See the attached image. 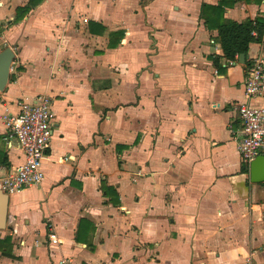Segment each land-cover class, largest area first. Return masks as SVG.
<instances>
[{
	"label": "crops",
	"instance_id": "1",
	"mask_svg": "<svg viewBox=\"0 0 264 264\" xmlns=\"http://www.w3.org/2000/svg\"><path fill=\"white\" fill-rule=\"evenodd\" d=\"M28 1L0 0V51H15L0 111L47 93L55 118L44 179L9 194L0 264H264V181L238 147L264 40L227 64L200 16L219 0H40L16 20ZM261 14L241 0L224 16ZM6 133L0 120L1 175L24 160Z\"/></svg>",
	"mask_w": 264,
	"mask_h": 264
},
{
	"label": "built area",
	"instance_id": "2",
	"mask_svg": "<svg viewBox=\"0 0 264 264\" xmlns=\"http://www.w3.org/2000/svg\"><path fill=\"white\" fill-rule=\"evenodd\" d=\"M225 62L233 65L237 60L225 58ZM244 87L247 97L263 99L259 104L245 101L238 105L242 121L238 147L242 160L249 163L257 155L264 154V52L250 60ZM51 101L49 94L39 93L31 99L19 100V109L15 113L8 112L7 109L0 111V120L7 128L6 138L16 140L24 154L22 163L12 170L6 169L3 175L0 174V189L8 194L40 185L44 179L42 160L53 135L55 118ZM1 169H5V166L0 165V171ZM47 239L51 245L61 243L60 236L52 225H48ZM61 263L69 264L66 258H62ZM244 264L251 262L247 260Z\"/></svg>",
	"mask_w": 264,
	"mask_h": 264
},
{
	"label": "trees",
	"instance_id": "3",
	"mask_svg": "<svg viewBox=\"0 0 264 264\" xmlns=\"http://www.w3.org/2000/svg\"><path fill=\"white\" fill-rule=\"evenodd\" d=\"M40 0H29L27 5L19 7L16 12V20L22 19ZM241 0H219L218 4L211 5L203 2L200 16L205 20L208 28L216 29L218 36L216 40L221 43L224 58H235L240 54H247L251 42L263 41L264 35V15H258L254 19H246L237 22L225 18L226 7H232ZM246 2H261L262 0H244ZM117 35L118 41L123 35V31L112 33ZM214 63L220 66L219 56H211ZM247 169V165H244ZM0 254L13 257V241L11 235H0Z\"/></svg>",
	"mask_w": 264,
	"mask_h": 264
},
{
	"label": "water",
	"instance_id": "4",
	"mask_svg": "<svg viewBox=\"0 0 264 264\" xmlns=\"http://www.w3.org/2000/svg\"><path fill=\"white\" fill-rule=\"evenodd\" d=\"M15 52L12 47H5L0 51V90L4 89L9 79L10 68ZM245 54L239 55V62H245ZM251 180L264 181V154L257 155L249 162ZM9 194L0 189V230L6 227L8 217Z\"/></svg>",
	"mask_w": 264,
	"mask_h": 264
}]
</instances>
